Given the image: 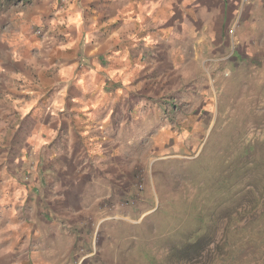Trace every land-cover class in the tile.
<instances>
[{"label": "rangeland", "instance_id": "1", "mask_svg": "<svg viewBox=\"0 0 264 264\" xmlns=\"http://www.w3.org/2000/svg\"><path fill=\"white\" fill-rule=\"evenodd\" d=\"M30 7L0 0V40ZM257 25V57L236 31L217 68L149 78L108 128L0 126V264H264V11Z\"/></svg>", "mask_w": 264, "mask_h": 264}, {"label": "crops", "instance_id": "2", "mask_svg": "<svg viewBox=\"0 0 264 264\" xmlns=\"http://www.w3.org/2000/svg\"><path fill=\"white\" fill-rule=\"evenodd\" d=\"M30 3L10 39L0 40L1 127L7 121L36 127L45 120L54 128L89 121L108 128L113 111L124 112L127 96L145 92L149 78L165 79V72L187 77L199 60L210 71L217 68L209 56L224 52L229 36L235 40L229 31L237 21L239 52L257 57L251 46L260 32L257 12L264 11V0Z\"/></svg>", "mask_w": 264, "mask_h": 264}, {"label": "built area", "instance_id": "3", "mask_svg": "<svg viewBox=\"0 0 264 264\" xmlns=\"http://www.w3.org/2000/svg\"><path fill=\"white\" fill-rule=\"evenodd\" d=\"M247 1H248V0H243L244 3H246ZM229 32L232 33V35H234V34H235V29H230ZM37 33H38V34H41V33H42V29H39V30L37 31ZM235 42H237V41H235Z\"/></svg>", "mask_w": 264, "mask_h": 264}]
</instances>
